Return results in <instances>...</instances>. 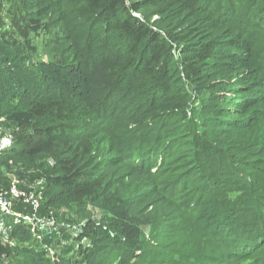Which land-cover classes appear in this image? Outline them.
Segmentation results:
<instances>
[{"label":"trees","instance_id":"obj_1","mask_svg":"<svg viewBox=\"0 0 264 264\" xmlns=\"http://www.w3.org/2000/svg\"><path fill=\"white\" fill-rule=\"evenodd\" d=\"M51 17L72 82L29 55ZM0 125V165L42 164L35 218L71 204L88 242L3 221L0 264H264V0H0Z\"/></svg>","mask_w":264,"mask_h":264},{"label":"rangeland","instance_id":"obj_2","mask_svg":"<svg viewBox=\"0 0 264 264\" xmlns=\"http://www.w3.org/2000/svg\"><path fill=\"white\" fill-rule=\"evenodd\" d=\"M7 7L8 4L5 2L3 16L7 24L6 30H10L8 26L9 18L6 12ZM59 29L60 26L56 23L55 17L35 22L31 29L28 51L40 68H44L55 78H59L64 82H72L75 75L73 68L70 66L68 54L65 53L66 47L63 41L59 40ZM56 60H58L59 65H57ZM66 61H68V64L65 65ZM3 129L5 128L0 125V141L3 138L11 137V132ZM9 146L11 147V145ZM5 153V151H0L1 160L7 156ZM41 166L42 164H38L27 168L11 164L8 166L0 165V193L11 203L9 210H0V226L3 221L10 224L11 220L15 223L27 224L28 233L32 235L31 242L27 244L28 247L33 248L35 251L44 252L49 257L67 260L88 243L83 236V231L85 232V226L87 225L86 219L74 213L75 208L71 204L55 206L56 213L62 217V222L58 223L61 227L60 231L59 227H56L53 212L50 213V217L34 218L33 211L26 208L29 204L25 201V198L15 197L11 192L12 188H16L19 193L27 194L31 192L39 202H41V198L44 199V196L45 198L50 197L52 194L46 191L41 194L37 193L43 185V179L41 178L43 169ZM84 213L88 220L93 221H96L102 215L90 208ZM7 226L10 228V225ZM5 230L6 227L1 228V234ZM2 238L5 242L6 235H3ZM20 260L22 264H29L26 259L20 258ZM15 262V257H7L3 264H17Z\"/></svg>","mask_w":264,"mask_h":264},{"label":"built area","instance_id":"obj_3","mask_svg":"<svg viewBox=\"0 0 264 264\" xmlns=\"http://www.w3.org/2000/svg\"><path fill=\"white\" fill-rule=\"evenodd\" d=\"M11 144H12V137L3 138L0 141V151L3 152L9 150L10 149L9 145ZM11 192L15 197L25 198V201L29 204L27 208L33 211V217L35 218V213L39 210L40 202L34 197V195L31 192L27 194L23 192L19 193L16 188H12ZM10 207H11V203L2 195V193H0V210L7 211L10 209ZM0 230H1V226H0Z\"/></svg>","mask_w":264,"mask_h":264}]
</instances>
